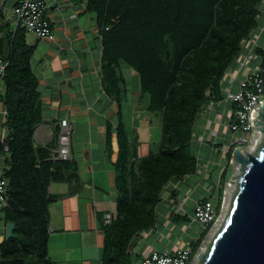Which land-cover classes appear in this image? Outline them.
<instances>
[{
	"label": "trees",
	"instance_id": "1",
	"mask_svg": "<svg viewBox=\"0 0 264 264\" xmlns=\"http://www.w3.org/2000/svg\"><path fill=\"white\" fill-rule=\"evenodd\" d=\"M87 1L100 7L92 10L97 11L106 34L103 51L111 60L103 70L110 94L119 96L118 83L124 82L119 73L121 60L138 73L141 100L144 94L149 96L147 112L161 117L156 151L143 157L137 155L121 115L114 128L119 145L115 164L119 196L111 224L103 227L101 264H135L139 256L134 249L136 239L141 232L162 228L165 215L174 226H189L193 209L184 214L167 210L162 206V196L169 184L200 174L196 122L210 101L221 100L226 70L259 25L261 0ZM23 29L17 27L11 37L0 95L9 131L0 142V150L6 145L4 151L9 155L5 177L12 192L8 191V199L20 207L19 211H12L8 205L4 208L15 227L13 236L0 244V264H58L47 252L49 202L54 199L48 187L51 181L62 180L58 175L68 171L70 162L47 160L44 148L33 143V131L42 112L38 80L31 67L34 48L26 43ZM256 53L264 67V48H257ZM234 149L233 144L224 154L216 177L213 173L217 168L210 166L208 181L216 187L212 193L221 196L219 213ZM217 151L219 155L221 151ZM170 193L176 200V189ZM175 200L173 206L178 204ZM210 228L202 229L196 239L184 240L193 247L186 264Z\"/></svg>",
	"mask_w": 264,
	"mask_h": 264
},
{
	"label": "crops",
	"instance_id": "2",
	"mask_svg": "<svg viewBox=\"0 0 264 264\" xmlns=\"http://www.w3.org/2000/svg\"><path fill=\"white\" fill-rule=\"evenodd\" d=\"M15 2L0 0V54L4 57L10 50L11 37L17 27L19 31L23 29L22 23L16 24L12 14ZM47 3L50 8L46 17L54 32V40H40L34 33L22 30L26 43L34 48L31 67L38 80L42 112L41 121L33 131V143L44 148L47 160L60 161L54 155L58 146L59 121L66 118L73 127L68 171L58 175L61 181H51L48 187V193L54 199L49 202L47 252L49 258L58 264H101L104 216L107 213L113 215L119 196L115 169L119 145L114 128L121 115L127 130L124 114L130 111L134 112L133 116L143 117L141 124L148 122L152 125L153 120L159 119L155 125H160L161 117L147 112L149 96L144 94L141 100L138 73L121 60L119 73L124 82L118 83L119 96L110 94L103 70L106 61L111 60L110 55L103 51L106 34L98 21L97 11L92 10L100 7L89 4L87 0H47ZM3 80L0 81V95L4 91ZM6 114V107L0 100V142L9 133L5 125ZM212 117L201 115L198 118L195 125L198 136L210 138L205 128ZM198 149L204 160H209V166L214 158L218 162L217 156L220 162L224 160L223 152L218 155L206 144L199 145ZM59 164L62 166L61 162ZM0 165L4 169L9 168V155L4 150H0ZM195 186L192 179L169 184L162 196V206L174 210L173 204H169L175 200L171 190L176 189L175 202L180 203ZM197 195L192 194L193 203L198 200ZM190 210L177 209V213L184 214ZM10 217L6 209L0 211V244L13 236V231L11 235L7 232ZM164 217L166 219V215ZM162 223L164 227L158 226L142 239L146 238L148 242L151 235L154 241V235H162V230L169 227L172 228L170 238L173 237L176 226L166 225L164 220ZM197 237L188 235L186 238ZM180 238L183 240L184 236ZM158 241L156 249L159 250L178 247L163 235L157 238ZM150 246L154 247L150 243L147 250Z\"/></svg>",
	"mask_w": 264,
	"mask_h": 264
},
{
	"label": "built area",
	"instance_id": "3",
	"mask_svg": "<svg viewBox=\"0 0 264 264\" xmlns=\"http://www.w3.org/2000/svg\"><path fill=\"white\" fill-rule=\"evenodd\" d=\"M49 8L50 5L47 3V0H16L12 7V14L16 24L21 22L23 28L28 32L34 33L38 39L54 40V32L46 17V12ZM258 19V27L243 42L241 55L244 51L246 55L242 59L241 55L239 57L241 69L234 68L232 66L233 61L221 81V100L218 102L210 101L201 110V115L213 117L205 128L210 138L206 139L203 135H197L198 146L206 144L216 151L219 150L225 154L229 147L234 144V150L240 149L245 155L242 150L243 146L249 147L255 143L258 133L261 132L260 125L258 124V120H260L258 114L261 110V105L264 104V67L262 66V58L256 53V48L259 47L258 41L256 38H253L254 41L251 40V35L256 30H259V33L263 31L260 26L261 13ZM105 28L109 29V26ZM7 64L8 61L0 54V81L6 74ZM72 139L73 127L66 118H62L59 121L58 146L54 152L56 159L60 161H69L71 159ZM4 150H7L6 145L4 146ZM233 154L234 152L229 160L231 165L235 163ZM196 156L199 171H204V178L208 181L209 174L211 173L210 162L200 156L199 150ZM222 164L223 161L221 162V166ZM190 178L194 177L192 175L187 176L186 180H190ZM195 185L202 187L201 183H195ZM213 188H216L213 187V184L209 185L208 189L203 188L208 190V195L195 201L189 226L197 225L201 229H204L214 224L219 215L217 206L221 196L216 192L215 194L212 193ZM223 197L224 192L222 199ZM7 200L8 180L5 177V169L0 165V211L8 205ZM181 204V202L178 203L173 207L174 210L171 211H176L175 213H177V209L182 210ZM111 220L112 214H105L104 226L111 224ZM192 249V245L189 244L184 247L161 250L150 246L147 251H135L139 254L135 264H186L191 257Z\"/></svg>",
	"mask_w": 264,
	"mask_h": 264
},
{
	"label": "water",
	"instance_id": "4",
	"mask_svg": "<svg viewBox=\"0 0 264 264\" xmlns=\"http://www.w3.org/2000/svg\"><path fill=\"white\" fill-rule=\"evenodd\" d=\"M260 108L258 124L264 133V104ZM233 155L244 173L230 215L202 264H264V147L256 155L240 149ZM7 204L12 211L20 210L12 199ZM14 227L8 224V235Z\"/></svg>",
	"mask_w": 264,
	"mask_h": 264
},
{
	"label": "rangeland",
	"instance_id": "5",
	"mask_svg": "<svg viewBox=\"0 0 264 264\" xmlns=\"http://www.w3.org/2000/svg\"><path fill=\"white\" fill-rule=\"evenodd\" d=\"M258 8L261 10V22H260V26L264 31V0H261V2L258 4ZM259 33V30H256L252 35H251V40H253V38H256L257 41L259 39H261V43L264 46V32ZM254 41V40H253ZM261 44V45H262ZM246 55V52L244 51L243 54L241 55V59L244 58V56ZM240 57V56H239ZM236 58L234 60L233 63V67L238 69L241 67L240 64V59ZM239 59V60H238ZM241 69V68H240ZM133 111L130 112H126L125 115V119L127 120V131H129L128 133L130 134V140L132 137H134L133 141L136 145V150H137V155L139 157L146 155L150 152H154L156 151V147L158 145L159 142V138H160V125H155V122L157 123L159 121L158 120H153L152 125H150L148 122H144L143 124H141V121L143 119V117H138L136 114L133 116ZM137 121L140 122V124H138ZM132 141V140H131ZM244 148H242L244 153H250L253 155H256L259 151V148L264 147V133L259 132L257 135V139L256 142L251 144L249 147L248 146H243ZM235 151V150H234ZM217 158H214L212 160V168L214 170V168H217L216 170H214V177L217 176L218 174V170H220V166H221V162L218 159V162L216 160ZM197 172L200 173L198 174L197 178H190V180H193V183H201L202 187H196L189 191V193H186L184 198L187 197L186 199H181V205L182 208H189L192 210V205L193 203V199L191 198L192 194H198V200L202 199L204 197H206L208 195V190H205L203 188L208 189L209 185L208 181L205 180L204 176L205 173L204 171H199V168H197ZM210 172V171H209ZM244 173V169L243 167L235 162L231 165V175L228 178V181L225 185L224 188V197L222 199V204H221V209H220V213L217 217V219L215 220L214 224L211 226L206 238L204 239V241L202 242L200 248L198 249L197 253L194 255V257L192 258L191 262L189 264H202L206 258V256L208 255L210 248L213 245L214 240L216 239L217 235L220 233V231L222 230L223 226L225 225L228 216L230 215V212L233 208V202H234V197L239 189V181L240 178L242 176V174ZM202 174V175H201ZM189 180H186L185 182H187ZM183 182V183H185ZM191 182V181H190ZM177 184V183H176ZM189 184V183H188ZM194 186V185H193ZM188 190V189H187ZM172 202H169V204ZM172 205V204H170ZM115 210V209H114ZM114 213V211H113ZM167 218L164 219V223H166V225L169 224V217L168 215L166 216ZM200 228V227H199ZM197 225H191L188 226L185 224L176 226V229L172 232V234H174L173 237L170 238V230L172 229L171 227H169L167 230H162L161 234L163 235V238L166 239H172V244L177 245L178 247H184L186 242L184 241V239H186V237L188 235H193V236H198L199 233L201 232V228L199 229ZM184 230H186V234L184 233ZM169 233L168 236H166L165 234ZM146 235H149L148 232H141L139 238H137L138 240V244L135 245L134 249L137 252L140 251H146L147 250V245H149L150 243H152V245L154 246V248H158L159 247V241L157 242V238L159 239L160 236L154 235L155 239L153 241V237L150 235L149 238L147 239L148 242L146 241V238L142 237H146ZM180 236H184V239L182 240L180 238Z\"/></svg>",
	"mask_w": 264,
	"mask_h": 264
},
{
	"label": "clouds",
	"instance_id": "6",
	"mask_svg": "<svg viewBox=\"0 0 264 264\" xmlns=\"http://www.w3.org/2000/svg\"><path fill=\"white\" fill-rule=\"evenodd\" d=\"M255 30V29H254ZM254 30H252V31H254ZM252 31H251V33H252ZM250 33V34H251ZM258 44H259V47L258 48H264V46H263V44L261 43V39H259L258 40ZM262 44V45H261ZM257 49V48H256ZM246 154V153H245Z\"/></svg>",
	"mask_w": 264,
	"mask_h": 264
}]
</instances>
